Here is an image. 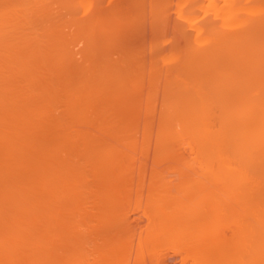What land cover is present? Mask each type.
<instances>
[{
    "label": "bare ground",
    "instance_id": "1",
    "mask_svg": "<svg viewBox=\"0 0 264 264\" xmlns=\"http://www.w3.org/2000/svg\"><path fill=\"white\" fill-rule=\"evenodd\" d=\"M41 1L44 0H38V3L33 4L34 0H0V264H65L62 252L63 239L66 228H69L72 223L69 212L76 208L74 201L76 193L83 187L85 170L83 166H89L94 174L96 173L105 180L101 192L111 193L118 189V184L113 179L119 176L120 169L135 160L134 156L117 150L111 145L112 143L107 142H135L134 133L129 136L128 132L132 130V119L139 109H136L137 106H135L134 110L123 104L121 99L125 97L124 92L118 88L116 90L110 88L112 85H116L118 80L109 78L106 71H96V69L89 71L83 65H70L61 60V56L62 59H65L62 53L63 43L57 39L56 33L50 34L44 28L43 31L41 29L40 31L33 26L35 20H33V12L38 13L39 11L37 9L34 11V8L39 5L38 9L41 10L40 7L43 5ZM212 1H214L213 5L217 6L216 1ZM226 1L224 5L222 2L220 3V7H222L221 4L223 5L221 9L224 11H218L219 8L216 11L218 14L224 12L221 16L223 19L225 17V20H229L227 25H231L233 21H230L232 20L230 17L240 7H235L234 4L239 0H236L235 3L230 2L233 0ZM228 1L231 5L233 4L232 7L227 4ZM201 2L195 4L198 6H195L198 11L205 9V4ZM109 5L107 4L105 7L113 10L115 4ZM250 6L247 4L249 10L245 9L252 10ZM106 8L104 9L106 10ZM254 8V12H256L257 7ZM195 12L187 13V19L193 23L198 22L194 16ZM221 16L220 18H222ZM217 21L221 23L222 19ZM253 22L255 21L253 20ZM212 23L210 22L209 25ZM197 24H201V22ZM223 24H226L225 21H222L221 25ZM243 24L241 23V25ZM183 27L188 26L183 25ZM202 27L200 28L202 29ZM221 27L220 29L224 28ZM226 27L221 30V35L218 34L219 37L217 34L212 36L215 37L214 41L217 44L214 43L215 46L212 44L214 41L208 46L196 42L195 45L179 46L169 54V59L171 58L173 63L169 67L170 72L167 73L170 74L169 78L165 77L166 81L164 80V93L160 108L154 103L156 105L147 109L146 112L153 115L158 113L161 118L163 129L157 135L158 142H163L166 147L171 142H187L190 145L193 155L181 153L174 155V158H189L200 163L202 167H209L221 172L224 182L232 187L233 197L231 200L233 202L229 203L228 207H226L227 204L225 206L215 202V197L212 199L215 190L210 192L211 188H208L209 191L208 189V192L205 191V196L202 193L203 200H206L205 204L209 202L207 213H204L206 212L204 211L205 204L202 205L204 207L203 215L208 214L209 218L204 220L208 217L204 216L203 219L201 218L203 220L201 223L198 221L199 215L202 214L201 211L200 214H195L198 220L191 213L190 216L196 221L189 219L190 216L184 214L187 210L182 213H180L182 210L178 211L180 216L185 215L183 217H186V222L193 220L189 223L190 225L187 224L189 229L187 226L186 228L194 232L195 237L191 235L195 238L194 242V238H189L192 239L191 243L197 244L194 248L197 254L200 252L201 257V252H204L206 257L202 256V258H205L204 263L208 264L210 261H212L211 264H264V139H261L264 135V127H262L264 122L260 124L262 128H259V124L255 128L254 124L259 120L254 118L252 120L256 122L251 121L250 123L254 127L253 129L246 126V123L243 126L241 118L242 121L244 120L243 122H247V116L246 120L242 116L245 113L249 114L244 109L248 105L247 108L250 107L246 101L247 99L250 101V99L247 97L245 100L243 99L245 96H242L240 101H246L245 104L239 102L240 96L237 98H231L232 95L225 97L227 92H224V86L225 90L229 88L228 84L231 85L230 87L233 84V90L236 84L238 86V75L237 79H233L232 76L236 75L234 72H237L238 64L241 62L240 60L238 63L235 62L238 58L233 59L235 54L238 57L237 53L240 49L237 50V53L235 50L232 55L229 54L230 46L228 54L233 58L228 56L229 60L227 61L228 54L225 52L227 53L228 49L226 50V47L223 46H227V44L221 41H230L228 45L234 44L233 47H235L236 44L235 48L238 49L237 41L240 31L237 32L238 27L237 29H227L225 32ZM213 28L215 29V27ZM232 31L238 39L235 42L231 41L235 37L230 35ZM213 33L215 32L211 34ZM193 37L191 38L194 39ZM212 37L211 39H213ZM247 49H249L248 46ZM222 58H224L223 61ZM261 58H264V55ZM169 59L168 61L171 60ZM230 60L231 62L235 60L234 64L236 66L237 63V70L235 66H232L235 71L232 69ZM223 62L227 63V67ZM222 65H225V69L221 68ZM108 68L107 70L110 69ZM229 68L234 72L232 73ZM226 69L230 72L228 73ZM224 73L225 75H223ZM230 73L232 75H229ZM222 76L225 79H222ZM240 76L242 75L240 74ZM257 87L254 88V90L256 89L255 94L251 93V99L253 100L254 96L258 97L257 95H259L262 99L258 98L264 100V96H262L264 94L260 92L262 94L260 95V90H257ZM251 90L253 91V88ZM246 93L248 94V91ZM150 98L152 101L154 96L151 95ZM119 101H122L123 105L119 104ZM134 104L137 105V103ZM252 106L250 111L254 112L255 108ZM242 107H244V111L241 109ZM255 107L257 106L255 105ZM262 108L259 107L258 110ZM120 131L122 133L125 131L128 134L127 137L132 139L126 137L128 141L119 140L125 139V135L121 138L117 136V132ZM253 131L254 133H252ZM256 132H261V137ZM251 133L254 134L253 136L260 137L261 142L250 138ZM105 134L109 138H106ZM80 144L83 150L81 152L77 150V146ZM82 160L83 162H81ZM127 162L128 164H126ZM202 196L200 199L203 198ZM206 196L208 199H205ZM203 200L201 202L204 203ZM229 211L232 216L235 215L233 222H235L236 228L233 225L235 229L233 231L232 228L233 235L231 238L223 240L222 237L219 238V228L218 230L214 229L216 226L213 225L214 228L211 226L210 229L208 225L214 216H221ZM178 212L175 214L177 215ZM227 214L230 216L229 213ZM180 216L176 220H182L183 218ZM147 225L149 226V224ZM126 226L128 225H125V228ZM205 227L208 229L206 230ZM151 231L152 229L149 232ZM183 231L179 233V236ZM207 231L213 233L209 234L210 232ZM189 234L190 232H188ZM159 239L158 241H160ZM187 240L185 239V241ZM179 245L174 244L173 247L177 249ZM185 245L187 247V244ZM192 245L188 246L192 247ZM192 255V252L189 253V256ZM210 258L211 260H209ZM135 259L140 260L138 257ZM115 260L117 259L115 258ZM140 261L142 262V260ZM148 261L150 262V260ZM198 261L203 262L202 260ZM120 264L123 263L120 262Z\"/></svg>",
    "mask_w": 264,
    "mask_h": 264
},
{
    "label": "rangeland",
    "instance_id": "2",
    "mask_svg": "<svg viewBox=\"0 0 264 264\" xmlns=\"http://www.w3.org/2000/svg\"><path fill=\"white\" fill-rule=\"evenodd\" d=\"M202 1L203 2L199 0H44L41 1V3L44 5V2H46V5H44V7L40 4L41 10L38 9L39 5L37 8L34 6V11L35 9L39 10L38 13L33 12V20L35 19L33 23L34 28L37 30L41 29L42 31L43 28L44 30L47 29L48 31H46L50 34L56 33L58 36L57 39L61 40L63 43L62 53L65 58L62 59L61 56L63 62L70 65H83L89 69V71L93 69H96V71H106L109 78L118 80V83L112 85L110 88L112 90L118 88L120 91L122 90L124 92L123 94L125 97L121 99L123 100V104L134 110L135 108L139 109L132 119V124L135 129L132 126V130L128 132L129 136L132 133L136 135L135 137L133 134L135 142H107L110 144L112 143L111 145L117 150L135 157V160L126 167L121 168L119 176L113 179L118 184V189L111 193L101 192V187L105 183V180L100 178L96 173L94 174L89 166H83L85 169L83 187L76 193V198L74 199L76 208L69 212L72 223L69 228H66L65 238L63 239L62 252L65 264H120V262L123 264H208L204 263L205 258H202V256L206 254L201 252L200 257V252L197 254V251L194 250L195 245L197 246L196 243L193 244L195 240L194 232H192V230H187V228L189 229V223L195 220L193 217L195 216L194 218H197L195 214H200L202 212L198 217L200 219H196L199 223L203 222L201 218L203 219L204 216H208V214L203 215L209 203L205 204L206 200H203L205 191H207L208 188H211L210 192L215 190L212 196V199L215 197V202L225 206L227 204L226 207H228L229 203L233 202L231 200L233 197L232 187L224 182L223 173L214 169L212 170L209 167H202L200 163L192 161L189 158H174V155L181 153L184 155H193L190 145H188L187 142H171L170 145L166 147L163 142H158L157 135L161 133L163 129L161 118H159L158 113H156L157 115H153L146 112V110L150 107L152 108L156 104L157 107L160 108L159 106L161 105V99L164 93V80L166 81V79L169 78L170 74L168 75L167 73L170 72L169 67L173 63L172 59H169V54L172 53V51L174 52V49L176 50L179 46L195 45L196 42L201 45L207 44L206 46H208L215 40V37L212 36L214 34V36H216V34L217 36L218 34L221 35V30L225 29L226 26L225 32L227 29L231 30L239 27L237 31H240V36L238 35L239 40L236 38V35H234L233 31L232 34H230L233 35V37L235 36L234 38L232 37L233 39L230 38L231 41L235 42V40H238V49L235 48L236 44L235 47H233L234 44L231 43V45H228L230 41H221L227 44V46L223 45L224 48L226 47V50L229 46L231 49L230 52L228 49L225 54H228V52L232 54L235 50L237 53V50L240 49L237 53L238 57L235 56L236 54H232L234 58L229 54L226 57L230 56V58L232 57L233 59L238 58V60H234L237 63L239 60L241 61L238 64V70L236 67L237 63L235 66L234 61H229V63L231 62V67L235 66L237 72L239 71L242 76H240L239 73L237 74V72L235 73L233 67L232 69L234 71L229 68L232 73L234 72V74H236L232 76L233 79H237L238 77V86L237 84L234 85L239 88L237 89L234 86L235 88L233 90V84L232 87L228 84L229 88L225 90L226 87L223 85L224 92H227L225 93V97L232 95L231 98H237L240 96L241 98L238 99L239 102H244L240 101L243 98L242 96H245L243 98L245 100L248 97L250 101L248 99L246 101H248L250 107L247 108L248 105L244 110H247L246 112L249 114L243 112L245 113L243 114L245 117L242 116V114L241 116L245 120L251 117V120L247 119V122H243L244 120L242 121L241 118L242 125L245 126L246 123V126L253 129L254 127H252L250 123L251 121L255 123L256 121L252 120L255 118V120H262L261 122L258 121L259 123H253L255 128L258 126L259 128L264 127L262 126L264 125L262 124V122H264V111H261L264 109L262 108L264 107V100H260L259 98L261 97L259 95H257L259 98L254 96L255 98L253 100L251 99V95L255 94L254 91L256 89L254 90V88H256V86H258L257 90H260L259 94H264V91H262L264 90V85H262L264 84L262 83L264 82V78H262L264 77V75H262L264 74V58H261L262 55H264V32H262L264 31V26H262L264 25V22H262L264 21V0H237L238 3H235L236 0L230 1L235 3V7L240 6L239 10L237 9V12H235L237 15L235 13L232 14L233 16L231 15L230 19L232 20L230 21H233V23L231 22V25L229 24L230 26L227 25L229 20L227 21L225 17L223 19L221 16L224 12L218 14L216 11L218 8L220 9L218 11H224L221 8H223L226 0H215L217 6L213 5L214 1L212 0ZM199 2L205 4V9H199V11L195 9L198 7L195 4H199ZM221 2L223 4H221L222 7H220ZM35 3H38V0H34L33 4ZM107 4H115V9L109 10L105 7ZM227 4H230L229 6L231 7L233 6L229 1ZM247 4L249 6L252 4V6L254 5V7H257L256 12H254L255 8L253 7V9L252 6H250L252 10L248 11L249 8ZM206 6L208 7L207 9ZM104 8H106V10ZM245 8H248V10ZM191 12H195L194 16L198 22L193 23L190 19H187V13ZM198 15H203V17ZM220 16L222 18H220ZM235 16L236 18H233ZM214 18H216V20H214ZM219 19L220 21L221 19L225 21L226 24L221 25L222 21L221 23L217 21ZM238 20L240 22H237ZM253 20L255 22H253ZM199 21L201 24H197L200 23ZM208 21L213 23L209 25L210 22ZM235 21L236 23H234ZM217 22L219 26L221 25L224 28L221 26L222 29H220V27L217 28ZM241 23L244 24L241 25ZM183 25H187L188 27H183ZM212 26L215 27V29ZM200 27H202V29ZM187 30L190 31L191 34L194 32L192 34L194 39L191 38L192 36ZM217 30H219V33ZM212 32L215 33L211 34ZM109 34H111V36H109ZM211 37L213 39H211ZM214 43L215 41L212 43L213 46L216 44ZM246 44L249 49H247ZM224 58H222V61ZM168 59L170 61H168ZM228 60L229 57L227 61ZM225 62L223 63L226 64V66L222 65L221 68H224V66L227 67V63ZM255 62L257 63L256 66ZM228 65L230 66V64ZM107 68L109 70H107ZM229 70H227L228 73L230 72ZM223 75H225V73ZM229 75L232 74L230 73ZM225 77L227 78L228 76ZM222 79H225L224 76H222ZM222 82L224 84V81ZM225 83H227V81ZM230 88L232 90H228ZM240 88H243L244 91ZM250 88H253V91ZM228 91L233 92L228 93ZM236 91L238 92L236 93ZM240 91L241 93L243 92V94H241ZM247 91L248 94L246 93ZM151 95L154 96L152 101L150 98ZM134 103H137V105ZM119 104H122V101H119ZM251 105L255 108V114H253V111H250ZM255 105L257 107H255ZM259 107L262 109L258 110ZM243 108L244 107L241 109L243 110ZM145 120H147L148 123H146L147 121ZM118 130L120 129L118 128ZM123 132L124 133L121 131L117 132V136L120 138L125 135V139L119 140L128 141V138L132 139L129 136L127 137L128 134L125 131ZM252 133H254V131ZM252 133L249 137L257 140V142H261V139H264L262 138L264 135H262L261 132H256L260 137L262 135L261 139L258 136H253L254 134ZM105 137L109 138L107 134H105ZM77 150L80 152L83 151L81 144L77 146ZM81 162H83V160ZM126 164H128V162ZM202 193L204 196H202ZM201 196L203 197L202 199H200ZM207 197L208 196H206L205 199ZM209 198L211 200V197ZM202 200L204 203L201 202ZM203 204H205V209L202 207ZM180 210L182 211L180 212ZM175 211H179L180 213L186 211L187 213L185 212L184 214L188 217L193 213V217H189V219L191 218L193 220H188L186 222V217H183L185 215L180 216L179 212L176 215ZM207 212L208 210L204 213ZM227 213L230 214V211ZM227 213L225 212V214L221 216H214L215 219L213 218L212 222L208 225L210 229L213 225L216 226V228L213 227L214 229L218 230L219 228V238L222 237L223 240L231 238L234 233L231 232L232 228L233 231H235L233 227L235 224V222H233L235 217L233 216L235 215L233 214L232 216V214H230L229 216ZM178 216L183 219L176 220L179 219ZM207 218H209V216L204 218V220ZM148 221H150V223H148ZM163 222L164 224H162ZM147 224H149V226ZM187 224L189 225L187 226ZM125 225L128 226L125 228ZM166 225L167 227H165ZM207 227H205L206 230L208 229ZM127 228L130 229V232ZM146 228L149 231L152 229V231H146ZM183 230L190 232V234L188 235V232ZM181 231H183V233H181L183 235L180 234V237L179 233ZM212 233L210 232L209 234ZM184 235H187L188 238ZM191 235L194 237H191ZM189 237L194 238L192 243L190 242L192 239ZM158 238H160V241H158ZM185 239L189 240L185 241ZM181 242H183V247L179 245ZM174 244L179 245L177 249L173 247ZM185 244H187V247ZM188 245H192V247ZM188 250L190 254L191 252L193 253L192 256L197 254L201 259L197 255L193 258L196 257L197 260H202L203 262L195 261L196 258L193 259L192 256H189ZM137 251L139 252L137 253ZM161 253L162 255H160ZM137 257L142 260V262L138 259L137 261L135 259ZM115 258L117 260H115ZM148 260H150V262ZM209 260H211V258ZM212 260H215V258H212ZM207 261L208 259L206 262ZM211 262L212 261H210V264Z\"/></svg>",
    "mask_w": 264,
    "mask_h": 264
}]
</instances>
